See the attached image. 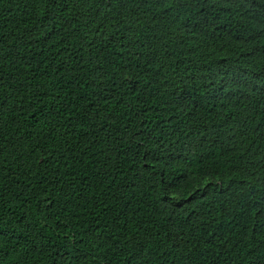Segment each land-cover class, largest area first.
I'll list each match as a JSON object with an SVG mask.
<instances>
[{"label":"trees","instance_id":"trees-1","mask_svg":"<svg viewBox=\"0 0 264 264\" xmlns=\"http://www.w3.org/2000/svg\"><path fill=\"white\" fill-rule=\"evenodd\" d=\"M0 264H264V0H0Z\"/></svg>","mask_w":264,"mask_h":264}]
</instances>
